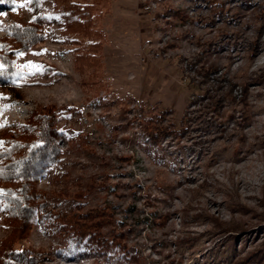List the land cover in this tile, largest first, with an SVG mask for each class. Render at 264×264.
Here are the masks:
<instances>
[{
  "label": "rangeland",
  "instance_id": "rangeland-1",
  "mask_svg": "<svg viewBox=\"0 0 264 264\" xmlns=\"http://www.w3.org/2000/svg\"><path fill=\"white\" fill-rule=\"evenodd\" d=\"M56 1H0V44L12 24L43 23L41 40L12 55L11 74L0 71V139L32 112H52L65 138L37 201L60 215L97 213L113 244L106 256L65 258L47 221L20 230L0 212V254L28 250L25 264H264V0H108L92 16L104 34L99 69L76 60L87 42L65 31ZM158 113L166 130L155 134Z\"/></svg>",
  "mask_w": 264,
  "mask_h": 264
},
{
  "label": "trees",
  "instance_id": "trees-1",
  "mask_svg": "<svg viewBox=\"0 0 264 264\" xmlns=\"http://www.w3.org/2000/svg\"><path fill=\"white\" fill-rule=\"evenodd\" d=\"M55 6L65 31L87 42L84 52L79 53L76 60L80 59L89 68L99 69L102 66L104 34L93 22L92 16L105 10L108 0H57ZM42 25V19L35 16L29 24L9 26L7 37L12 38V41L0 44V59L3 63L0 71L5 76L11 74L12 55L19 50H28L41 40ZM76 42L78 44V40ZM198 96L206 97L204 93ZM215 102L214 96H211L210 105L214 106ZM165 115H154L152 124L148 126L152 133L166 130L161 125ZM155 137L154 135L153 138ZM64 138L65 134L55 127L54 114L47 110L32 112L25 123L17 125L12 132L1 137L0 212L15 220L20 230L27 229L37 219L47 221L51 233L61 237L63 246L57 249V253L65 258L93 251H101V255L106 256L113 242L106 241L98 233L99 224L94 219L98 216L97 213L67 212L60 215L44 209L43 203L37 201L40 192L35 185L47 168L58 160L61 154L58 144ZM233 231L237 232L236 229ZM232 237L237 239V235ZM115 246L119 247L118 244ZM2 250L0 264H25L34 258L33 253L28 250L16 251L11 247ZM259 251L261 248L248 253L246 259L256 256ZM121 253L124 259L133 261L125 249L121 248Z\"/></svg>",
  "mask_w": 264,
  "mask_h": 264
},
{
  "label": "built area",
  "instance_id": "built-area-1",
  "mask_svg": "<svg viewBox=\"0 0 264 264\" xmlns=\"http://www.w3.org/2000/svg\"><path fill=\"white\" fill-rule=\"evenodd\" d=\"M147 8H148V7H147ZM147 8H146V9H147Z\"/></svg>",
  "mask_w": 264,
  "mask_h": 264
}]
</instances>
